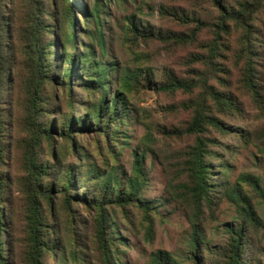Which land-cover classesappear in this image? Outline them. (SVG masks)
Listing matches in <instances>:
<instances>
[{
    "label": "rangeland",
    "instance_id": "374dc122",
    "mask_svg": "<svg viewBox=\"0 0 264 264\" xmlns=\"http://www.w3.org/2000/svg\"><path fill=\"white\" fill-rule=\"evenodd\" d=\"M94 0H71L73 16L80 30L93 28L91 22H84L81 10L89 11ZM237 7L239 1L223 0ZM253 3L254 0H245ZM58 9V0H55ZM100 18L102 19V33L104 37L105 55L102 62L111 64L106 75L110 90H116L125 73L129 75L130 88L126 98L125 107L128 110V118L125 123L118 124L125 141L121 146H111L112 155L102 146L99 151L94 148L92 133H74L73 141L77 147H82L86 156L82 165H94L100 171L109 169L116 174L117 181L123 186L124 181L133 175V161L135 156L143 155L142 174L143 184L140 188L139 197L150 202L153 206L149 210L152 219V232L146 233L144 223L140 215L133 207H129L125 214L119 210H111L112 216L105 223V231L110 232L109 225L115 227V231L123 239L125 244L119 247L117 256H113L114 264H150L151 258L156 252H168L174 255L179 264H189L185 261L188 254V239L190 227L185 217L183 204L170 198L167 189L168 181L183 180L182 155L186 147L192 142V137L170 133L173 129H181L190 118V110L182 109L179 103L186 102L195 97L199 89L193 88L189 92L176 90L175 92H161L154 90L153 84L163 82L166 74L172 78L183 81L195 80L198 73L205 67L200 60L206 53V45L211 39V29L202 28L196 32L195 39L188 43H178L172 39L163 40L157 37L139 38L132 42L125 40L127 16H133L134 21H140L142 26L153 27V32L188 33L193 24H181L171 16H163L160 13L161 6L175 8L178 12L186 15H194L200 20L214 21L216 9L209 0H100ZM23 0H8L6 13L8 17V50L13 56L12 65L8 68L5 92L2 97V108L5 114V132L2 139L5 150L3 164L0 171L4 176L3 214L2 218L7 224L1 229V249L7 264H28L25 259V251L28 245L27 215L28 195L21 188L23 167L21 156L23 143L27 137L24 127V115L26 106L25 85L29 77L24 56L20 52L19 39L16 29L22 20ZM256 39L264 42V2H260L258 9L252 14ZM238 32L233 29L226 36L223 35L221 42L225 46L215 58L217 68L224 73H215V77L208 78V84L214 91L221 90L222 85L229 81V90L240 98L239 115L215 114L225 124L233 128L236 136L221 137L213 132L211 137L219 141L215 146L219 160H212L214 165L222 162L226 171L218 176L221 180H227V185L232 186L239 175L250 174L257 177L264 191V110L259 111L248 96L242 95L238 90V68L231 59V52L236 44ZM75 47L82 50L80 41H88L84 34H75ZM84 43V42H81ZM55 56L53 62H57L59 54V41H52ZM97 57L98 47L91 42ZM264 46V45H263ZM137 54V57H135ZM142 55V56H141ZM151 68L152 77L145 76L146 69ZM127 69V71H125ZM56 73V72H55ZM78 77H82L77 72ZM219 75V76H218ZM228 76V79L226 78ZM220 77V80H217ZM225 77V78H224ZM51 76L40 83L39 103L40 121L46 125L58 126L57 119L67 112L66 92L62 91L58 80ZM225 79V80H223ZM150 85V86H149ZM79 86V85H78ZM68 86L65 87L67 90ZM81 89V88H77ZM73 97L76 101L83 100L84 94L73 89ZM110 92L106 98L111 100ZM84 104L77 102L73 106L72 115H82ZM51 143L46 145L41 142L37 151V161L46 166L67 167L76 161V157H83L73 149L69 154L63 151V141L57 133L51 134ZM227 146V148H226ZM49 147H52L50 150ZM79 155V156H78ZM84 158V157H83ZM58 161V162H57ZM56 164V165H55ZM49 173V172H48ZM50 176L42 177L44 187L50 182ZM52 183V181H51ZM54 183V182H53ZM89 183H87L88 185ZM57 187V186H56ZM243 189L251 194L250 202L253 204L255 213L260 222V227L255 230L249 226L247 235L249 245L245 248L244 264H264V202L256 198L249 188L243 184ZM47 188V187H46ZM223 189V185L221 188ZM173 191V189H171ZM80 194L81 190L76 189ZM215 198L211 214L205 211L201 223V233L204 239L213 243L222 242L221 228L226 222L235 223V214L225 198ZM52 218L45 209L46 202L38 197L39 208L42 211V221L50 226L53 237L59 239V245H70V234L75 232L76 242L74 245L79 251V264H102L100 251L95 239V215L89 211L83 203H75L67 209L63 205L61 196L53 189ZM108 224V225H107ZM244 225H248L245 223ZM43 230L50 229L46 226ZM205 259L207 254L204 253ZM116 261V262H115ZM44 264H56V260L48 255L43 257ZM207 264H209L207 262Z\"/></svg>",
    "mask_w": 264,
    "mask_h": 264
},
{
    "label": "trees",
    "instance_id": "16d2710c",
    "mask_svg": "<svg viewBox=\"0 0 264 264\" xmlns=\"http://www.w3.org/2000/svg\"><path fill=\"white\" fill-rule=\"evenodd\" d=\"M8 0H0V167L3 164L5 150L2 139L5 132V114L2 108V97L5 92V82L9 66L12 65L13 56L8 50V17L6 4ZM22 20L19 28L16 29L19 39L20 52L24 56L26 67L29 71L26 90V106L24 115V127L27 137L23 143L21 163L23 177L20 182L21 188L28 195L27 235L28 245L25 251V259L28 264H44L45 255L56 260V264H79V251L74 246L77 244L75 232L70 234V245L62 247L59 239L53 237L49 225L42 221L39 203L37 198H43L46 202V211L52 218V197L53 189L61 196L63 205L67 209L75 203L81 204L87 210L94 212L96 221L95 239L100 251L102 264H114L113 256H117L120 246L125 242L115 231V227L109 225L110 232L105 231V223L112 216L111 210H119L125 214L129 207H133L139 213L144 223L146 233L152 232V219L149 210L153 206L150 202L139 197L140 188L143 184L142 174L143 155L135 156L133 161V175L124 181L123 186L117 181L114 170L100 171L94 165H82L85 159L82 147L74 145V133H92L94 148L104 146L109 154L110 147L124 144L125 138L119 130L118 124L125 123L128 110L125 107L127 94L130 88V77L125 73L124 78L119 82L116 90H110L106 75L111 64L101 61L105 55L104 37L102 33V19L100 18V0H94L89 11L81 10L84 22H91L93 28L79 29L78 23L73 16L71 0H58V9L55 7V0H23ZM216 9L214 21L200 20L194 15H186L178 12L175 8L161 6L160 13L163 16H171L181 24L191 23L193 28L188 33L161 32L153 27L144 25L140 21H134L133 16L125 18V40L134 41L139 38H152L169 40L178 43H188L195 39L196 32L202 28L211 29V39L206 45V53L200 60L205 67L204 71L198 73L195 80L183 81L172 78L166 74L163 82L153 84L154 90L161 92H175L181 90L191 91L199 89L198 93L191 100L179 103L182 109L190 110V118L181 129L170 131L175 136L192 137V142L186 147L182 155L183 180L168 181L170 190L167 189L170 198L183 204L185 217L190 227L188 239V254L185 261L189 264H244L245 248L248 241L247 228L260 227V222L255 213L253 204L250 202L251 194L244 191L243 184L249 188L256 198L264 202V191L260 186L257 177L246 174L239 175L232 186L227 185V180H221L218 176L226 171L222 162L214 165L212 160H219L218 153L214 149L219 144L211 137L213 132L221 137L238 136L232 132L233 128L225 124L215 114L239 115L240 98L229 90V81L222 85L221 90L214 91L208 84L209 77H215V73H224L217 68L215 58L225 46L221 42L222 36L227 35L233 29L238 32L236 44L231 52V59L238 68V90L242 95L248 96L259 111L264 110V42L256 39V30L252 20V14L258 9L260 2L253 3L239 1L234 7L227 1L209 0ZM84 34L88 41H80L82 50L77 51L75 47V34ZM58 40L59 54L57 62L52 41ZM84 42V43H81ZM91 42L98 47L99 57L96 56ZM142 56V55H141ZM137 57V54H135ZM151 68L146 69L145 76L152 77ZM127 71V69L125 70ZM56 72V73H55ZM77 72L82 77H78ZM51 76L58 80L62 91L66 94L67 112L57 119L58 126L46 125L40 121L41 113L38 106L40 83ZM219 76V75H218ZM225 78V77H224ZM228 79V76H226ZM220 80V77H217ZM225 80V79H223ZM79 85V86H78ZM68 86L67 90L65 87ZM150 86V85H149ZM81 88V89H77ZM73 89L83 92V100L76 101L73 97ZM110 92L111 100L107 101L106 95ZM84 104L82 115L74 117L72 111L74 104ZM118 123V124H117ZM57 133L63 141V151L69 154L73 149L79 152L80 156L76 161L68 164L67 167L46 166L37 161V151L42 141L46 145L51 143V134ZM262 150L264 151V141ZM52 150V147H49ZM227 148V146H226ZM78 155V156H79ZM58 162V161H57ZM56 165V164H55ZM50 176V182L46 187L42 184V177ZM52 181V183H51ZM54 182V183H53ZM87 183H89L87 185ZM223 185V189L221 188ZM57 186V187H56ZM4 176L0 171V264H7L1 249V229L7 224L2 218ZM76 189L81 190L80 194ZM173 189V191H171ZM217 195L225 198L233 206L235 223L226 222L222 225V242L213 243L204 239L201 233V223L205 211L211 214L213 204ZM248 223V225H244ZM108 225V224H107ZM49 230H43V227ZM207 254V259L204 257ZM116 262V261H115ZM150 264H179L174 255L168 252H156L151 258Z\"/></svg>",
    "mask_w": 264,
    "mask_h": 264
}]
</instances>
